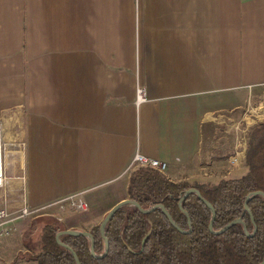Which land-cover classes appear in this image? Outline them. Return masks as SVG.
Returning a JSON list of instances; mask_svg holds the SVG:
<instances>
[{
  "label": "crops",
  "instance_id": "obj_1",
  "mask_svg": "<svg viewBox=\"0 0 264 264\" xmlns=\"http://www.w3.org/2000/svg\"><path fill=\"white\" fill-rule=\"evenodd\" d=\"M246 111L264 121V0H0V209L77 196L92 216L17 222L0 264H38L41 218L89 232L129 198L136 153L173 183L233 178L245 150L218 130Z\"/></svg>",
  "mask_w": 264,
  "mask_h": 264
},
{
  "label": "trees",
  "instance_id": "obj_2",
  "mask_svg": "<svg viewBox=\"0 0 264 264\" xmlns=\"http://www.w3.org/2000/svg\"><path fill=\"white\" fill-rule=\"evenodd\" d=\"M246 166L247 174L238 180L197 188L215 210L214 231L243 214L247 233H253L255 228L252 236H246L240 224L221 235L211 234L208 231L211 212L191 194L181 204L191 221L190 233L176 230L160 209L142 214L135 207L125 206L106 225L109 249L103 258L91 256L90 241L86 237L62 235L60 241L75 252L80 264H260L264 258V199L256 196L249 201L250 214L244 213L243 204L249 193H264V125L256 126L249 133ZM186 190L187 185H177L160 173L146 169L131 176L128 196L143 209L162 203L175 224L182 231H188L187 218L178 206V198ZM38 223L39 251L28 254V259L38 264H76L69 251L55 240L59 232L66 230L65 226L53 217ZM89 233L94 237V253L101 255L104 242L99 228Z\"/></svg>",
  "mask_w": 264,
  "mask_h": 264
},
{
  "label": "water",
  "instance_id": "obj_3",
  "mask_svg": "<svg viewBox=\"0 0 264 264\" xmlns=\"http://www.w3.org/2000/svg\"><path fill=\"white\" fill-rule=\"evenodd\" d=\"M191 194H195L205 205L206 207L210 210L211 212V220H210V223H209V226H208V231L213 234V235H221L223 233H225L228 229H230L231 227L235 226V225H242L243 226V230H244V233L246 236H252L253 233L251 234H248L247 233V230H246V226L244 224V222L242 221V217H243V214L238 218V219H235L233 220L232 222H230L229 224L225 225L223 228L219 229L218 231H214L213 230V222H214V219H215V210L214 208L201 196V193L200 191H198L197 189H188L186 190L179 198H178V206L179 208L182 210V207H181V204L182 202ZM256 196H261L263 199H264V193L262 192H259V191H256V192H251L249 193L246 197H245V200H244V213L247 212L248 214H250V211L248 209V203L251 199H253L254 197ZM125 206H132V207H135L140 213L142 214H149L151 213L152 211L156 210V209H160L163 214L167 217L168 219V222L176 229L178 230L180 233H183V234H186V233H190L191 232V221L187 215L186 212H184L183 210V213L184 215L186 216L187 218V223H188V231H182L176 224L175 222L173 221V219L171 218V216L169 215V213L167 212V210L165 209V207L163 206L162 203H159V204H156V205H153L151 206L150 208L148 209H143L137 202L133 201V200H130V199H125L119 203H117L116 205H114L109 211L108 213H106V215L104 216V218L102 219V221L100 222L99 224V233L103 239V242H104V252L101 254V255H96L94 253V237L92 236V234H90L89 232H86V231H76V230H64V231H61L59 232L56 236H55V240L57 242L58 245L64 247L66 250L69 251V253L72 255L73 259L75 260L76 264H80L75 252L67 245H65L64 243H62L60 241V237L62 235H72V236H83V237H86L89 241H90V254L92 257L96 258V259H100V258H103L107 252H108V249H109V243H108V240L106 238V233H105V228H106V225L110 222V220L113 218L114 214L122 207H125ZM255 231V228L253 230V232ZM150 233V231L147 233V235ZM146 235V237H147ZM144 239L142 240V243H143ZM260 264H264V258L262 260V262Z\"/></svg>",
  "mask_w": 264,
  "mask_h": 264
},
{
  "label": "rangeland",
  "instance_id": "obj_4",
  "mask_svg": "<svg viewBox=\"0 0 264 264\" xmlns=\"http://www.w3.org/2000/svg\"><path fill=\"white\" fill-rule=\"evenodd\" d=\"M249 113H251V111L250 112H248V111H246L245 113H243V114H241L239 117H238V119H237V121H235V123H233V124H231V123H229L228 122V125H226L225 126V124L223 123V124H221V126H220V130H218L219 132H221L222 134H223V136H225V135H227V136H230V135H232L233 136V138H234V140L236 139V141H237V143H236V147L238 148V151H240V150H243V148H244V153L243 152H241V153H239L240 155L242 154V155H245V160L244 161H242V162H239V163H236L234 166H230V168H235V169H237V168H239V171H238V173L235 175V176H233V178H230V179H227V180H215V181H213V182H211L210 180L209 181H201V182H199V181H190V182H176L175 184H177V185H179V184H185V185H187V190L188 189H191V188H193V189H197L198 190V188L197 187H210V186H214V185H218L221 181H232V180H238V179H240V178H242L243 176H245L247 173H245V175H243V176H241V174L244 172L242 169V171L240 170V165H243L244 167L246 166V152H247V148H248V143H249V133L251 132V130L253 129V128H255L256 126H259V125H264V121L263 122H261L259 119H258V116H257V111H253L252 112V114H249ZM246 114V116H247V118H245V121H244V119H243V117H244V115ZM248 120V121H247ZM232 127H235V126H237V128L234 130V132H233V134H231L230 133V135H229V133H225V131H227V130H229V128L231 129V126ZM251 124V126H249ZM235 125V126H234ZM230 126V127H229ZM229 127V128H228ZM238 131V134H236V132ZM232 132V131H231ZM215 137L217 136V134L216 135H214ZM219 136V135H218ZM243 143H245V147H243ZM226 148V147H225ZM218 151H220L221 153H223V152H228V151H233V153L235 152V148L233 149L232 148V150L231 149H228L227 151L225 150V149H222V150H218ZM218 156H212L211 157V160L214 162V167L213 168H216V169H220V167H222V166H219V162H223L224 160H225V157L223 158V156H219V157H222V158H217ZM216 160H221V161H216ZM243 167V168H244ZM247 167V166H246ZM229 167H225V169L223 170H219V172L220 173H223V174H226L228 171H229V169H230ZM146 169H149V168H145V167H133L132 169H130V170H132V174H131V176L135 173V172H138V171H141V170H146ZM150 170H152V169H150ZM153 171H155V172H157V173H160V175H162L165 179H167L166 178V176L162 173V172H158V171H156V170H153ZM245 171H247L248 172V167L246 168V170ZM131 176H130V178H131ZM237 176H241V177H237ZM199 191V190H198ZM185 192V191H184ZM183 192V193H184ZM183 193H181L180 194V196L183 194ZM179 196V197H180ZM128 199H130V198H128ZM53 204V203H52ZM159 204V203H158ZM58 205H61V204H58ZM58 205H51V206H48V207H45V208H40L41 210H39L38 211V213L36 214V215H34V216H32V217H35V216H38L42 211H46V210H48L47 208H49V207H52V206H56V207H58ZM153 206V205H152ZM150 208V207H149ZM46 209V210H45ZM71 214H70V218L71 219H73V218H75V219H78V220H87V221H89L90 220V218H92V216H90V214H88L86 211L85 212H80V211H76V210H73V209H71ZM77 212H79V213H77ZM106 215V214H105ZM104 215V216H105ZM42 216V215H41ZM44 216H50V215H44ZM104 216L103 217H101V218H98L96 221H95V223L93 224H90L89 225V228H90V230L91 229H93V228H99V224H100V222L102 221V219L104 218ZM41 219H45V218H41ZM41 219H39L38 221H40ZM86 221V222H87ZM72 224H74V225H76L77 224V222H75V221H73V222H71ZM40 224V223H39ZM38 224V232H37V234H38V236H37V243H36V246H37V248H38V250H39V246H38V240H39V236H40V232H41V229H40V225ZM89 230V231H90ZM254 233V232H253Z\"/></svg>",
  "mask_w": 264,
  "mask_h": 264
},
{
  "label": "built area",
  "instance_id": "obj_5",
  "mask_svg": "<svg viewBox=\"0 0 264 264\" xmlns=\"http://www.w3.org/2000/svg\"><path fill=\"white\" fill-rule=\"evenodd\" d=\"M144 98V91L141 88L137 89V100L141 101ZM133 167H145L158 172H164L167 169V164L163 161L146 158L139 153H136L132 159L129 168ZM4 168L0 163V189L4 186ZM67 202L73 210L85 212L88 210V204L81 197L73 196L67 199H63L54 202L51 205H58ZM41 209H29L23 207L15 212L7 211L6 209H0V237L10 236L15 232V225L17 222L31 218L36 215Z\"/></svg>",
  "mask_w": 264,
  "mask_h": 264
}]
</instances>
